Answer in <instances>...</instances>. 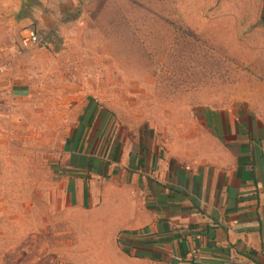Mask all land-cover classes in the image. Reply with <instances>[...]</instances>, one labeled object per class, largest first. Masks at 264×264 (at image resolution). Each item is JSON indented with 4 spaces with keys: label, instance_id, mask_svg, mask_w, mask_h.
Segmentation results:
<instances>
[{
    "label": "rangeland",
    "instance_id": "rangeland-1",
    "mask_svg": "<svg viewBox=\"0 0 264 264\" xmlns=\"http://www.w3.org/2000/svg\"><path fill=\"white\" fill-rule=\"evenodd\" d=\"M7 4L0 264L116 262L114 234L70 200L72 140L185 164L218 151L220 112L264 122V0H34L23 22ZM28 27L39 40L24 49Z\"/></svg>",
    "mask_w": 264,
    "mask_h": 264
},
{
    "label": "crops",
    "instance_id": "crops-1",
    "mask_svg": "<svg viewBox=\"0 0 264 264\" xmlns=\"http://www.w3.org/2000/svg\"><path fill=\"white\" fill-rule=\"evenodd\" d=\"M214 133L218 151L185 164L71 141L69 197L114 234L110 264H264V122L224 111Z\"/></svg>",
    "mask_w": 264,
    "mask_h": 264
},
{
    "label": "water",
    "instance_id": "water-1",
    "mask_svg": "<svg viewBox=\"0 0 264 264\" xmlns=\"http://www.w3.org/2000/svg\"><path fill=\"white\" fill-rule=\"evenodd\" d=\"M30 1H32L33 4L34 0H6L8 3L7 6L9 8V17H12L18 22L26 20L28 18V12L31 11L30 8L32 7V4L29 3ZM3 3L4 0H0V10L3 9Z\"/></svg>",
    "mask_w": 264,
    "mask_h": 264
},
{
    "label": "built area",
    "instance_id": "built-area-1",
    "mask_svg": "<svg viewBox=\"0 0 264 264\" xmlns=\"http://www.w3.org/2000/svg\"><path fill=\"white\" fill-rule=\"evenodd\" d=\"M39 37L37 35V33L35 32V30L33 28H26L24 30V32L21 35L20 38V45L22 48L24 49H28L33 47L34 45H36V43L38 42ZM179 262L175 263V264H181V259H178Z\"/></svg>",
    "mask_w": 264,
    "mask_h": 264
},
{
    "label": "bare ground",
    "instance_id": "bare-ground-1",
    "mask_svg": "<svg viewBox=\"0 0 264 264\" xmlns=\"http://www.w3.org/2000/svg\"><path fill=\"white\" fill-rule=\"evenodd\" d=\"M243 52V51H242Z\"/></svg>",
    "mask_w": 264,
    "mask_h": 264
}]
</instances>
